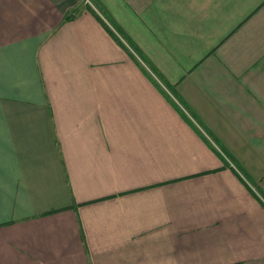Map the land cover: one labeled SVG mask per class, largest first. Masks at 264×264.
<instances>
[{
  "label": "crops",
  "instance_id": "obj_1",
  "mask_svg": "<svg viewBox=\"0 0 264 264\" xmlns=\"http://www.w3.org/2000/svg\"><path fill=\"white\" fill-rule=\"evenodd\" d=\"M97 1L0 0V264H264V0Z\"/></svg>",
  "mask_w": 264,
  "mask_h": 264
},
{
  "label": "trees",
  "instance_id": "obj_2",
  "mask_svg": "<svg viewBox=\"0 0 264 264\" xmlns=\"http://www.w3.org/2000/svg\"><path fill=\"white\" fill-rule=\"evenodd\" d=\"M93 5L102 13V15L105 17V19L108 21V23L110 24V27L107 23H105L101 17L98 15V13L90 6V5H86L87 8L98 18V20L101 22V24L105 27V29L110 33V35L117 41V43H119V45H121L124 49H126L133 57L134 59L140 63L138 61V58L129 50V48L127 47V45L136 53V55L140 58L142 57L139 49L137 48V46L132 42V40L125 35L123 32H121V30L116 26L115 22L112 20V18L110 17V15L107 13V11L102 7V5H100V3L97 0H90ZM70 16V15H69ZM116 31H114V30ZM123 39H121L119 36ZM142 59V58H140ZM146 62V61H145ZM146 64L149 66V68L151 69V71L153 73H155V75H158L157 71L146 62ZM160 77V75H158ZM162 81L164 82V84L170 89L169 84L164 81L162 79ZM173 93V89L171 90ZM175 94V93H174Z\"/></svg>",
  "mask_w": 264,
  "mask_h": 264
},
{
  "label": "built area",
  "instance_id": "obj_3",
  "mask_svg": "<svg viewBox=\"0 0 264 264\" xmlns=\"http://www.w3.org/2000/svg\"><path fill=\"white\" fill-rule=\"evenodd\" d=\"M84 1V3L86 4V5H90L97 13H98V15L101 17V19L105 22V23H107L108 25H110L109 23H108V21L105 19V17L102 15V13L93 5V3L90 1V0H83ZM119 36V35H118ZM120 37V36H119ZM121 38V37H120ZM122 39V38H121ZM123 40V39H122ZM127 47L129 48V50L131 51V52H133L134 54H135V52L127 45ZM259 196V198L261 199V200H263L264 201V198L261 196V195H258Z\"/></svg>",
  "mask_w": 264,
  "mask_h": 264
}]
</instances>
